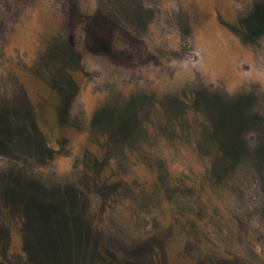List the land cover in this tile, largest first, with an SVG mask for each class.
I'll return each instance as SVG.
<instances>
[{
    "label": "rangeland",
    "instance_id": "1",
    "mask_svg": "<svg viewBox=\"0 0 264 264\" xmlns=\"http://www.w3.org/2000/svg\"><path fill=\"white\" fill-rule=\"evenodd\" d=\"M262 144L264 0H0V264H264Z\"/></svg>",
    "mask_w": 264,
    "mask_h": 264
},
{
    "label": "trees",
    "instance_id": "2",
    "mask_svg": "<svg viewBox=\"0 0 264 264\" xmlns=\"http://www.w3.org/2000/svg\"><path fill=\"white\" fill-rule=\"evenodd\" d=\"M58 113L61 114V110L58 111L57 114ZM210 129L212 131V134H211L212 137H210L211 139L202 138L201 137L200 141H205L206 140V144L204 142L203 143H204V145H207V146H209V145L213 146V142L217 141L219 148H221L224 151V154L227 156V162L223 163L225 169L228 170V171H229V169L230 170L233 169L236 166V164L238 163V161L240 160L238 158V156H240V153L241 154L244 153V150H243V147H242L243 145L241 146L240 140H238V139L217 140V137L223 136V135H226V134H224L222 131H217V130L215 131L213 125H211V124H210ZM205 136H207V135H205ZM262 146H263V149H264V144H262ZM222 169H224V168L219 167V164H218L217 168L214 171V174L212 175V179L213 180L216 179V178L217 179H221V175L223 174L222 173Z\"/></svg>",
    "mask_w": 264,
    "mask_h": 264
}]
</instances>
